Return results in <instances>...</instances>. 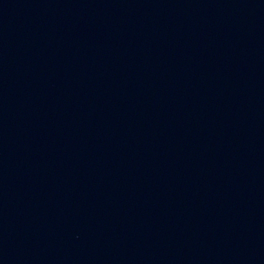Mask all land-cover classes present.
Listing matches in <instances>:
<instances>
[{
  "label": "water",
  "instance_id": "1",
  "mask_svg": "<svg viewBox=\"0 0 264 264\" xmlns=\"http://www.w3.org/2000/svg\"><path fill=\"white\" fill-rule=\"evenodd\" d=\"M0 264H264V0H0Z\"/></svg>",
  "mask_w": 264,
  "mask_h": 264
}]
</instances>
